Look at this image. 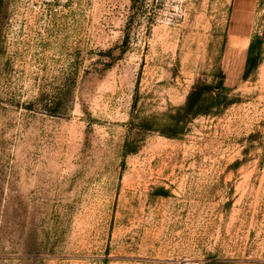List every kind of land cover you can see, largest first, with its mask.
Listing matches in <instances>:
<instances>
[{"label":"rangeland","instance_id":"obj_1","mask_svg":"<svg viewBox=\"0 0 264 264\" xmlns=\"http://www.w3.org/2000/svg\"><path fill=\"white\" fill-rule=\"evenodd\" d=\"M0 264H264V0H0Z\"/></svg>","mask_w":264,"mask_h":264},{"label":"trees","instance_id":"obj_2","mask_svg":"<svg viewBox=\"0 0 264 264\" xmlns=\"http://www.w3.org/2000/svg\"><path fill=\"white\" fill-rule=\"evenodd\" d=\"M255 46H256V40H253L250 46V53L248 57L249 65L252 62H254V65L257 64V60L254 57ZM204 87L201 88L199 85L194 86L191 92L189 93L185 104L178 107V111L182 113L183 116L196 115V114H199L205 111V103L208 100V98L212 96V92H211L210 85H206ZM218 94H220V92ZM179 121L180 119L178 118L172 122L178 123ZM175 123L170 124L171 127L168 130H166L167 134H170V135L178 134V131L173 127L175 126ZM133 143L134 142L131 139H128L126 141L125 143L126 153L137 149V146H135Z\"/></svg>","mask_w":264,"mask_h":264}]
</instances>
